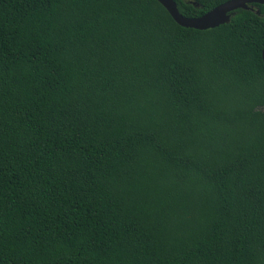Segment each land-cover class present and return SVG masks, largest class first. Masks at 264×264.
Returning a JSON list of instances; mask_svg holds the SVG:
<instances>
[{
    "label": "trees",
    "instance_id": "1",
    "mask_svg": "<svg viewBox=\"0 0 264 264\" xmlns=\"http://www.w3.org/2000/svg\"><path fill=\"white\" fill-rule=\"evenodd\" d=\"M249 7L201 31L156 0H0V264H264Z\"/></svg>",
    "mask_w": 264,
    "mask_h": 264
},
{
    "label": "water",
    "instance_id": "2",
    "mask_svg": "<svg viewBox=\"0 0 264 264\" xmlns=\"http://www.w3.org/2000/svg\"><path fill=\"white\" fill-rule=\"evenodd\" d=\"M156 1L166 10L177 25L183 28L201 31L214 29L229 23L232 13L238 9L253 11L254 9L249 7V5H264V0H228L200 17L187 18L179 13L177 4L174 0ZM190 3L196 6L194 2L190 1ZM261 57L264 63V48L262 49Z\"/></svg>",
    "mask_w": 264,
    "mask_h": 264
}]
</instances>
